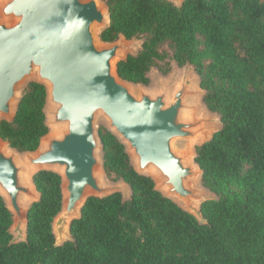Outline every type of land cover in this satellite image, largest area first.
<instances>
[{
    "label": "trees",
    "instance_id": "trees-1",
    "mask_svg": "<svg viewBox=\"0 0 264 264\" xmlns=\"http://www.w3.org/2000/svg\"><path fill=\"white\" fill-rule=\"evenodd\" d=\"M105 2L110 24L101 40L142 39L119 64L124 80L148 85L150 69L167 74L171 62L199 76L202 101L221 123L194 148L201 184L215 199L201 204L200 223L138 174L124 145L100 126L103 169L129 185L130 197H88L71 240L56 246L61 178L36 172L40 197L27 211L24 241H11L12 215L0 196V264H264V0ZM45 101V87L29 82L13 120H0V137L34 151L48 132Z\"/></svg>",
    "mask_w": 264,
    "mask_h": 264
},
{
    "label": "water",
    "instance_id": "water-1",
    "mask_svg": "<svg viewBox=\"0 0 264 264\" xmlns=\"http://www.w3.org/2000/svg\"><path fill=\"white\" fill-rule=\"evenodd\" d=\"M109 24L105 0H0V120H13L34 81L45 87L48 128L34 151L19 152L0 137V196L12 215V242L26 239L27 211L40 197L32 180L38 171L61 178L62 206L52 221L56 246L71 240L70 224L88 197H130L123 180L106 181L99 118L138 174L205 223L201 204L215 195L200 184L193 147L219 129V116L202 109L204 90L188 63L167 79L153 74L151 88L124 80L118 67L137 53L135 43L122 34L102 41Z\"/></svg>",
    "mask_w": 264,
    "mask_h": 264
},
{
    "label": "rangeland",
    "instance_id": "rangeland-1",
    "mask_svg": "<svg viewBox=\"0 0 264 264\" xmlns=\"http://www.w3.org/2000/svg\"><path fill=\"white\" fill-rule=\"evenodd\" d=\"M129 42H134L135 43V45H134V47H133V49H132V51L133 52H137L140 48H141V42H142V39H140V38H137V37H135L134 39H130V40H128ZM127 41V42H128ZM181 71H182V67H179V66H177L174 62H171V69H170V71L167 73V74H162L156 67H153V68H151L150 69V71H149V73H148V77H149V80H150V82H149V84L148 85H143L144 87H147V88H151V87H153L154 86V82H153V74H156L159 78H161V79H167L169 76H171L173 73H178V74H180L181 73ZM203 96V95H202ZM202 96L200 97V103H201V107H202V109L203 110H206V113L209 115V116H211V117H216L217 116V113H214V112H211L206 106H205V104L203 103V101H202ZM220 122H216L215 124H214V127L215 128H219L220 127ZM100 126H105V120L103 119V118H99V120H98V123H97V128L99 129V127ZM196 145H198V143L197 144H194V147H193V149L195 148V146ZM106 175V174H105ZM106 181H108V182H112V183H116V182H118V181H120V180H111L110 178H108V176L106 175ZM200 184H201V182H200ZM202 186V185H201ZM205 188V191L208 193L209 192V190L206 188V187H204ZM127 199V198H126Z\"/></svg>",
    "mask_w": 264,
    "mask_h": 264
}]
</instances>
